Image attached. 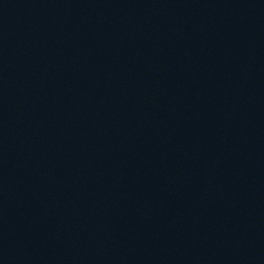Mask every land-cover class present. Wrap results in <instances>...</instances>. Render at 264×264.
Masks as SVG:
<instances>
[{
	"label": "water",
	"instance_id": "95a60500",
	"mask_svg": "<svg viewBox=\"0 0 264 264\" xmlns=\"http://www.w3.org/2000/svg\"><path fill=\"white\" fill-rule=\"evenodd\" d=\"M264 95V0H0V264H210Z\"/></svg>",
	"mask_w": 264,
	"mask_h": 264
}]
</instances>
